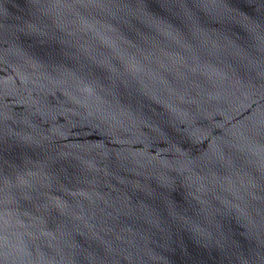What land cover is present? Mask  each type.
<instances>
[{"label":"water","instance_id":"95a60500","mask_svg":"<svg viewBox=\"0 0 264 264\" xmlns=\"http://www.w3.org/2000/svg\"><path fill=\"white\" fill-rule=\"evenodd\" d=\"M0 264H264V0H0Z\"/></svg>","mask_w":264,"mask_h":264}]
</instances>
